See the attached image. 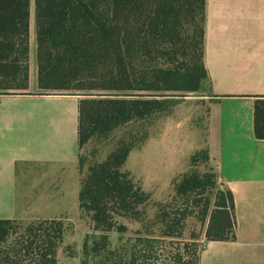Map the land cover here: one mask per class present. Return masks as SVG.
<instances>
[{
    "label": "trees",
    "instance_id": "trees-1",
    "mask_svg": "<svg viewBox=\"0 0 264 264\" xmlns=\"http://www.w3.org/2000/svg\"><path fill=\"white\" fill-rule=\"evenodd\" d=\"M205 8L206 0H0V95L28 91L33 17L38 88L79 97L78 202L91 226L80 264H199L200 252L178 243L196 211L206 241L235 238L233 197L217 188L207 148L172 180L166 203L124 168L181 96L210 84ZM254 134L264 140V97ZM126 223L138 225L127 241ZM66 229L59 219L0 220V264H58Z\"/></svg>",
    "mask_w": 264,
    "mask_h": 264
},
{
    "label": "crops",
    "instance_id": "crops-1",
    "mask_svg": "<svg viewBox=\"0 0 264 264\" xmlns=\"http://www.w3.org/2000/svg\"><path fill=\"white\" fill-rule=\"evenodd\" d=\"M29 60L28 91L0 95V220L59 219L65 237L70 225L83 243L91 226L78 202L79 97L37 91V65ZM204 63L210 84L198 94L207 105L205 126L177 106L124 168L162 202L190 156L207 148L217 188L233 197L235 238L203 235L199 264H264V140L254 134L255 100L264 97V0H206Z\"/></svg>",
    "mask_w": 264,
    "mask_h": 264
},
{
    "label": "rangeland",
    "instance_id": "rangeland-1",
    "mask_svg": "<svg viewBox=\"0 0 264 264\" xmlns=\"http://www.w3.org/2000/svg\"><path fill=\"white\" fill-rule=\"evenodd\" d=\"M30 58L31 63H36V43H35V35L34 30L31 31L30 37ZM30 61V60H29ZM31 74L33 77L36 78L37 74V66H34V70L31 71ZM37 91L43 92V93H58V91H47V90H40L38 86L36 87ZM185 96H181V102L178 105L179 111L181 116H191V119L193 123L197 126H200V128H203L205 126V120H206V113H207V105L205 104L204 100H201L199 98V94H184ZM174 113V112H173ZM172 113V114H173ZM171 114V115H172ZM178 116V115H177ZM170 117V116H169ZM169 117H164L158 120L153 127H155L157 124H159L163 119H168ZM176 117V116H175ZM173 196V191H171V194L168 196V198L162 202L159 203H166L171 200ZM157 202V201H154ZM157 208L152 207L150 210H148V214L152 216L155 214ZM192 210V209H190ZM198 211H196L193 215L187 216L185 218L184 223V230L181 238L179 239L180 245H187L191 249H195L196 253L200 252L203 241L202 236L206 227V223L199 222L198 217ZM22 225H25L29 222H23L19 221ZM128 231L126 234H124L123 237L125 241L128 240V238L131 236V231H134L138 225L134 223L127 224ZM69 226L67 236L64 238V245L59 250L57 254L58 264H80L81 260V244L82 239L78 237V235L73 234L72 228ZM120 237V236H119ZM118 235L116 233H111L110 239L111 242L115 245L117 242ZM67 246H70L71 257L65 252V249Z\"/></svg>",
    "mask_w": 264,
    "mask_h": 264
}]
</instances>
